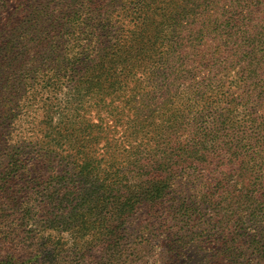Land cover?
<instances>
[{
    "label": "trees",
    "instance_id": "16d2710c",
    "mask_svg": "<svg viewBox=\"0 0 264 264\" xmlns=\"http://www.w3.org/2000/svg\"><path fill=\"white\" fill-rule=\"evenodd\" d=\"M160 237L264 263V0H0V264Z\"/></svg>",
    "mask_w": 264,
    "mask_h": 264
},
{
    "label": "rangeland",
    "instance_id": "374dc122",
    "mask_svg": "<svg viewBox=\"0 0 264 264\" xmlns=\"http://www.w3.org/2000/svg\"><path fill=\"white\" fill-rule=\"evenodd\" d=\"M138 221V220H137ZM134 222V220H133ZM145 221H143L144 223ZM90 232L87 231L86 234H88ZM60 235L65 236L64 233H60ZM146 235V237H145ZM150 232L146 231V232H141V234H139V237H145V238H149L150 236ZM87 236V235H86ZM87 239H89V236L86 237ZM91 238L89 239V243H90ZM133 243L137 242L138 240L136 239V237H133L130 239ZM167 242V240H165V237H160L158 240H156L154 242V245L151 248H147L144 252L145 256L143 259H138L135 260L134 263H130V264H180V262L177 263H170L167 261V254L166 249H165V243ZM130 246V245H129ZM129 253V251L127 252V254ZM198 253V252H197ZM216 254V250H210V249H206L204 251V255L205 257H201L203 256L202 253H198V257H194L195 254L194 253H187V255L191 256L189 258H191V260L193 261V264H204L205 260H209V261H214V259L210 260L209 256L215 255ZM187 259V258H186ZM204 260V261H203ZM188 261V259H187ZM250 264H264L261 262H254V263H250Z\"/></svg>",
    "mask_w": 264,
    "mask_h": 264
}]
</instances>
